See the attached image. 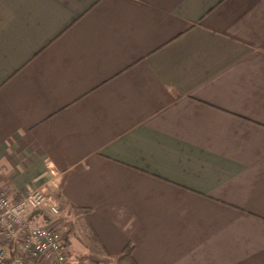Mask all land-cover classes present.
<instances>
[{
	"label": "crops",
	"instance_id": "1",
	"mask_svg": "<svg viewBox=\"0 0 264 264\" xmlns=\"http://www.w3.org/2000/svg\"><path fill=\"white\" fill-rule=\"evenodd\" d=\"M30 187L75 262L264 264V0H0V190Z\"/></svg>",
	"mask_w": 264,
	"mask_h": 264
},
{
	"label": "built area",
	"instance_id": "2",
	"mask_svg": "<svg viewBox=\"0 0 264 264\" xmlns=\"http://www.w3.org/2000/svg\"><path fill=\"white\" fill-rule=\"evenodd\" d=\"M46 208L53 216L49 224L29 219ZM60 221L59 203L44 190L30 187L25 196L14 200L0 190V264H22L25 257L39 264H98L71 258Z\"/></svg>",
	"mask_w": 264,
	"mask_h": 264
},
{
	"label": "trees",
	"instance_id": "3",
	"mask_svg": "<svg viewBox=\"0 0 264 264\" xmlns=\"http://www.w3.org/2000/svg\"><path fill=\"white\" fill-rule=\"evenodd\" d=\"M131 251H132L131 246H127L125 251L122 253V255L119 256L115 261L120 264H131L130 263ZM22 262H23L22 264H38L37 262L30 260L27 257L23 258ZM7 264H11L10 261H8Z\"/></svg>",
	"mask_w": 264,
	"mask_h": 264
},
{
	"label": "rangeland",
	"instance_id": "4",
	"mask_svg": "<svg viewBox=\"0 0 264 264\" xmlns=\"http://www.w3.org/2000/svg\"><path fill=\"white\" fill-rule=\"evenodd\" d=\"M67 222H68V221H66V219H62V220L60 221V223L62 224V230H63V232H64V235H65L66 239L70 237L71 231L74 230V228L71 229V227L68 226L69 222H68V223H67ZM72 232H73V231H72ZM75 232L78 233V234H80L79 229H78L77 227H75V231L73 232V234H74Z\"/></svg>",
	"mask_w": 264,
	"mask_h": 264
}]
</instances>
